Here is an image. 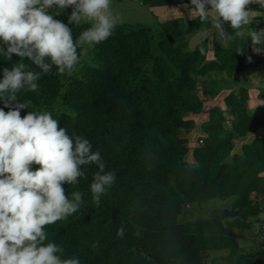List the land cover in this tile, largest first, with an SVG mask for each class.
<instances>
[{
  "label": "trees",
  "instance_id": "trees-1",
  "mask_svg": "<svg viewBox=\"0 0 264 264\" xmlns=\"http://www.w3.org/2000/svg\"><path fill=\"white\" fill-rule=\"evenodd\" d=\"M250 9L264 13L259 4ZM208 26L198 17L168 20L155 30L119 24L110 38L91 48L99 68L72 80L62 96L55 66L42 75L37 92L18 94L30 105L22 115L50 108L61 97L73 115L53 118L69 135L88 138L93 150L99 149L105 171L116 173L99 207L89 189L94 165L87 168V179L66 186L69 196L76 190L85 195L78 212L47 228L49 240L65 248V257L75 256L81 264H204L209 253L228 252V264H264V251L235 254L234 233L237 227L247 228L244 219L254 214L252 207L264 203V134L243 144L240 155L230 156L234 138L264 128V105L250 115L248 90L229 93L224 104L231 129L224 127L223 110L211 108L202 143L192 151L196 165L186 161L184 137L194 128L187 117L203 111L200 91L215 93L208 90L205 77L231 78L246 68L264 67V56L254 54L250 37H236L230 27L226 31L231 38L214 49L213 61H207L206 48L188 50L189 39ZM69 27L75 39L89 25ZM18 60L0 54V79L3 69ZM24 62L40 71L31 61ZM259 95L264 101V87ZM231 197L237 198L234 206L214 210L209 219L184 214L186 205ZM121 226L124 235L118 237Z\"/></svg>",
  "mask_w": 264,
  "mask_h": 264
},
{
  "label": "clouds",
  "instance_id": "clouds-1",
  "mask_svg": "<svg viewBox=\"0 0 264 264\" xmlns=\"http://www.w3.org/2000/svg\"><path fill=\"white\" fill-rule=\"evenodd\" d=\"M112 2L0 0V54L8 61L19 57L11 68L3 69L0 79V264H81L75 256L65 257V248L49 240L47 228L78 212L85 194L76 190L69 196L66 186L87 179L88 167L97 169L89 185L96 207L115 184L116 173L105 171L99 149L94 151L83 134L69 135L52 112L22 115L30 105L18 94L37 92L38 81L53 66L59 75H73L88 50L110 38L123 22ZM252 4L264 7V0H189L187 9L219 37L231 38L228 25L243 38L242 29L255 18ZM69 8L67 24L55 18ZM69 24L89 27L74 39ZM247 35L252 51L264 52V28ZM25 59L40 71L30 70ZM124 231L121 226L116 235L123 237Z\"/></svg>",
  "mask_w": 264,
  "mask_h": 264
},
{
  "label": "crops",
  "instance_id": "crops-1",
  "mask_svg": "<svg viewBox=\"0 0 264 264\" xmlns=\"http://www.w3.org/2000/svg\"><path fill=\"white\" fill-rule=\"evenodd\" d=\"M141 2V6L143 7L144 13H141L144 22H148L150 26L145 23H134V24H120V25H128V26H147L151 29L155 30L159 28V26L172 19H183L185 21L192 20L195 18L190 13H188L187 4L189 0H138ZM255 5V4H252ZM254 15V19L251 24H254L255 27L251 30H255L256 28H264V13L252 11ZM146 13V14H145ZM229 27L225 25V29ZM247 32H245V36L248 37ZM228 43L227 38L219 37L215 30L211 28L209 25L205 30L200 31L193 37L189 39L188 42V50H193L198 47H203L207 49V61L214 60V49L216 47H220L226 45ZM251 46V40H250ZM256 56H264V52L260 54L254 53ZM264 72L263 66H256L244 69L238 75L234 77L228 78L222 74H209L205 77L207 80V87L212 84L214 86L218 85V82H222L223 89L214 90L213 94L208 95L206 97L209 98L207 102L200 98V92L198 94L200 100L203 103V111L197 115H189L187 117L188 120H191L194 123L193 130L187 134L184 138L188 141L189 152L188 154H192L194 148L198 147L197 141L200 138L204 137L203 128L208 122V112L211 108L217 107L223 110L226 122L224 124L225 129L230 130L231 128H227L226 124H231L232 126V118L226 111V107L224 104V98L229 93L233 92L238 95L240 88H246L248 90L249 102H248V113L253 115L257 108L262 107L264 105V101L259 95V89L264 87V76L261 73ZM220 79V81H218ZM204 94V93H203ZM251 112V113H250ZM264 130V128H260L258 131ZM257 131V132H258ZM238 138H234L236 140ZM242 139V138H239ZM237 154H241V150H234L230 154V156ZM190 206H195L190 204Z\"/></svg>",
  "mask_w": 264,
  "mask_h": 264
},
{
  "label": "rangeland",
  "instance_id": "rangeland-1",
  "mask_svg": "<svg viewBox=\"0 0 264 264\" xmlns=\"http://www.w3.org/2000/svg\"><path fill=\"white\" fill-rule=\"evenodd\" d=\"M138 0H113L112 7L115 12H118L123 19L121 24H134V23H145L146 25L148 22H144L145 16L143 17L141 13H144L143 7L140 5ZM54 11V10H53ZM71 8L64 10L59 16H55L56 19L63 21L64 23H68V16L70 15ZM54 14V13H53ZM146 14V13H145ZM83 25V24H81ZM68 26H74V24H69ZM155 43V42H153ZM99 63L95 59L94 54L91 48L88 50L87 55L82 57L81 63L77 66L73 75L69 76L67 74L60 75L63 89L61 90V96L65 93L66 89L68 88L69 84L72 80H82L84 73L88 69H96L99 68ZM220 81V79H218ZM222 82H218L217 86L210 84L208 86V90L214 91L216 89L220 90L223 89ZM200 98L205 100H209L208 97L200 92ZM38 110H48L52 112V115L57 117L60 114H67L72 116L73 113L66 109L62 105L61 97H58L52 107L47 109H38ZM251 113V112H250ZM227 121L226 127L231 128V124ZM264 134V130L248 134L243 139H236L233 140V150H241V147L245 143L251 142L254 138L261 136ZM198 143V141H197ZM197 148V147H196ZM186 161L189 165L194 166L196 165L192 154H187ZM237 200L236 197L231 198H224V199H213L207 203L201 204H192L195 206L186 205L184 207V214L188 216L190 219H209L211 218L212 212L216 209H231L235 201ZM254 202V201H253ZM254 214L247 216L244 219V222L247 228L237 227L234 229V233L236 236V241L238 244V248L235 254H257L264 251V203L256 204L252 207ZM231 254V255H235ZM230 254L228 252H219V253H209L206 257V261L204 264H228L230 260L228 259Z\"/></svg>",
  "mask_w": 264,
  "mask_h": 264
},
{
  "label": "built area",
  "instance_id": "built-area-1",
  "mask_svg": "<svg viewBox=\"0 0 264 264\" xmlns=\"http://www.w3.org/2000/svg\"><path fill=\"white\" fill-rule=\"evenodd\" d=\"M202 143V138H200L199 140H198V145H200Z\"/></svg>",
  "mask_w": 264,
  "mask_h": 264
}]
</instances>
